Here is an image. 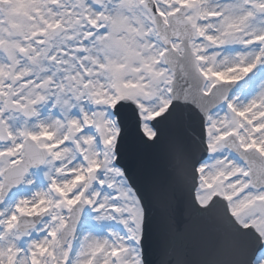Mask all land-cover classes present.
<instances>
[{
	"label": "snow or ice",
	"instance_id": "6c2138e0",
	"mask_svg": "<svg viewBox=\"0 0 264 264\" xmlns=\"http://www.w3.org/2000/svg\"><path fill=\"white\" fill-rule=\"evenodd\" d=\"M145 148L162 219L183 187L223 224L158 264H264V0H0V264H153Z\"/></svg>",
	"mask_w": 264,
	"mask_h": 264
},
{
	"label": "water",
	"instance_id": "95a60500",
	"mask_svg": "<svg viewBox=\"0 0 264 264\" xmlns=\"http://www.w3.org/2000/svg\"><path fill=\"white\" fill-rule=\"evenodd\" d=\"M198 123H193L185 120L182 126L172 123L168 127V136L172 141L195 139L199 134ZM145 151V152H144ZM144 153V157L149 160L145 163H150L152 173L141 171L138 165V160ZM166 152L164 149H142L130 154L125 164L133 171L134 178L138 186L141 187L149 198H153V208L160 210L159 202L154 199V193L159 185L165 184L168 179V168H164L162 161ZM200 153H197L199 156ZM190 197L192 194L186 188H179L169 193V198L172 201L176 211L172 220H164L161 216V223L158 226L157 232L153 231V227L149 229V246L151 250V259L153 264H158L161 258L162 235L165 231L179 230V239L183 241L189 259H197L203 250L220 240L223 236V226L221 220H217L214 215L194 213L190 207ZM158 212V211H157ZM161 213V211H159ZM157 218V215H156ZM155 225V223H154ZM153 234V238H152Z\"/></svg>",
	"mask_w": 264,
	"mask_h": 264
},
{
	"label": "bare ground",
	"instance_id": "6f19581e",
	"mask_svg": "<svg viewBox=\"0 0 264 264\" xmlns=\"http://www.w3.org/2000/svg\"><path fill=\"white\" fill-rule=\"evenodd\" d=\"M144 156H145L144 153H142L141 155L138 156V157H140L138 160V165L140 166L141 169L143 168L144 171H147L148 173L149 172L152 173V168H151L152 166H150V163L145 165V163L149 160V158L144 157ZM143 169L141 171H143Z\"/></svg>",
	"mask_w": 264,
	"mask_h": 264
}]
</instances>
